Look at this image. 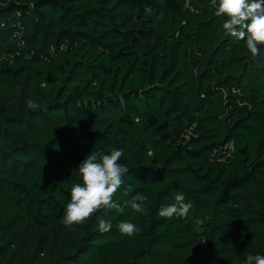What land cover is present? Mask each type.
<instances>
[{"label": "trees", "instance_id": "16d2710c", "mask_svg": "<svg viewBox=\"0 0 264 264\" xmlns=\"http://www.w3.org/2000/svg\"><path fill=\"white\" fill-rule=\"evenodd\" d=\"M214 12L212 0H0V264L264 255V45L254 57ZM113 149L129 168L113 196L123 211L65 226L79 165ZM177 193L188 216L160 217ZM137 194L146 214L125 206Z\"/></svg>", "mask_w": 264, "mask_h": 264}, {"label": "clouds", "instance_id": "9594fccd", "mask_svg": "<svg viewBox=\"0 0 264 264\" xmlns=\"http://www.w3.org/2000/svg\"><path fill=\"white\" fill-rule=\"evenodd\" d=\"M212 4L215 7L214 15L225 17L223 29L237 41H244L251 54L258 56V45H264V0H212ZM26 107L36 109L39 105L33 99H28ZM122 156L123 151L120 149H113L109 154L93 151L81 162L78 172L82 183H76L71 188V199L63 217L65 226L84 224L102 208L123 211V207L113 200L114 194L123 184V176L129 172L126 165L118 163ZM129 191L126 190L124 195L127 196ZM146 200V195L137 194L131 201L124 203L125 206L130 205L134 214H146L143 206ZM191 208L192 204L185 202L184 194L177 193L175 203L162 206L158 215L166 219L186 218ZM111 228L108 220L98 221L101 233L109 232ZM118 228L128 236L139 231L135 224L125 221L120 222ZM245 264H264V255L249 254Z\"/></svg>", "mask_w": 264, "mask_h": 264}]
</instances>
